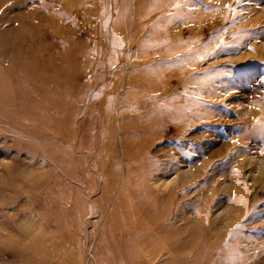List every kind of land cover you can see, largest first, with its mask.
<instances>
[{"label":"rangeland","instance_id":"1","mask_svg":"<svg viewBox=\"0 0 264 264\" xmlns=\"http://www.w3.org/2000/svg\"><path fill=\"white\" fill-rule=\"evenodd\" d=\"M141 1L0 0L2 70L6 49L47 37L91 81L53 135L0 116L1 229L51 235L60 264H118L123 229L156 210L132 225L155 251L127 264H264V0ZM11 250L0 264H27Z\"/></svg>","mask_w":264,"mask_h":264},{"label":"bare ground","instance_id":"2","mask_svg":"<svg viewBox=\"0 0 264 264\" xmlns=\"http://www.w3.org/2000/svg\"><path fill=\"white\" fill-rule=\"evenodd\" d=\"M163 1L164 0H142L139 2V7L141 10L154 12L163 5ZM47 18H50V16H47ZM59 27L61 26L59 25ZM16 46L12 51H8L6 49L3 53L4 57H7L6 61H9L7 67H3L5 71L2 70L0 66V116L2 119L7 121H16L19 128L29 129V133L34 137H46L49 136V134L53 135L56 131H58L55 121V118L58 117V110L55 109V107H58V104H70L71 98L74 96H78L80 98L79 100H83L90 88L91 81L84 82L79 79L75 85V82H73L75 81L73 77L75 72L67 70L61 63L63 60H70L72 57L63 52L59 48L58 42L54 39L49 40L45 37L44 39L39 40L35 37L33 39L29 37V41L25 44V46H20V44ZM66 50H70V48H66ZM170 54H168V56H170ZM172 59L174 58H169V60ZM16 68H19L20 73L24 72L23 79L27 82H25V86L15 82L14 76L18 79L16 74L13 76V72H16ZM7 72L11 75H7ZM61 75H65V78L63 76L64 79H61ZM95 76L96 74H94V78ZM154 79L155 78L152 76L146 80L144 83L145 86L153 87L155 85ZM158 79L159 81L157 82H161L162 84L168 81L165 77H159ZM14 84L17 87L14 86ZM141 85L142 84L140 83L139 86ZM3 86H7L9 88L5 90ZM154 88L148 89L149 92H153ZM18 89L25 91L27 98H25L24 102L21 101V97L16 94L15 90ZM172 89L173 88H171L170 91H172ZM47 99L50 100V103L46 101ZM67 99L69 100L65 102ZM11 106L12 111H7L11 108ZM75 109L76 105L74 107V110ZM49 112L53 113L54 116H47ZM24 114L26 115V119L23 122L22 120L24 118L22 119V117ZM26 209L30 211L27 207ZM158 213L159 212L156 210L151 215L150 213H147L149 215L143 217L142 219L140 218L136 223L137 225H134L132 222H129V224H132L136 228L138 224H142L143 222L145 225L148 220L147 218L153 219L158 216ZM35 215L28 213L29 218H32ZM7 225L9 228L6 227L4 230L12 231L15 229L20 233L18 234L21 235L19 238H21L22 243L14 240L11 243L8 240L11 239L10 232L5 233L0 226V232L2 234V239H0V248L5 249V251H12L11 248L14 247V250L19 253V259L21 261H25L27 264H60L61 257L58 255L60 252L58 247H56L58 246V242H56L55 239H52L51 235L48 237L44 236L39 230L34 228L32 230L29 225L16 226L12 223V221ZM132 225L130 228L123 229V237H125V240L122 245L121 255L118 258V264H127L126 258L134 256V246L137 247L136 249L145 247V249L155 251L154 246L151 245V239H157L154 236H151L147 237V239H150L147 242L143 241V239L139 237L134 240L133 238H135L137 233L142 232L143 229L140 230L137 228L136 235H133L135 230L132 228ZM127 233L130 237L129 239L132 240L130 242L126 239ZM134 242L138 243V245L136 246Z\"/></svg>","mask_w":264,"mask_h":264}]
</instances>
